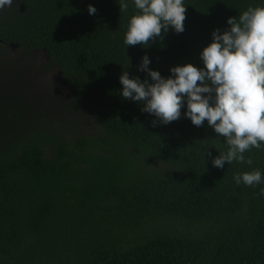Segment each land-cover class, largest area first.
<instances>
[{"label":"trees","instance_id":"1","mask_svg":"<svg viewBox=\"0 0 264 264\" xmlns=\"http://www.w3.org/2000/svg\"><path fill=\"white\" fill-rule=\"evenodd\" d=\"M119 2L0 9V264H264V143L244 153L252 165L217 168L228 145L206 120L192 124L186 98L163 124L120 83L122 72L152 83L139 70L145 55L164 78L174 66L203 68L212 32L264 0H183L184 31L162 30L147 46L125 44L140 10ZM39 55L69 98L23 93L21 61ZM257 169L260 184L233 179Z\"/></svg>","mask_w":264,"mask_h":264},{"label":"clouds","instance_id":"2","mask_svg":"<svg viewBox=\"0 0 264 264\" xmlns=\"http://www.w3.org/2000/svg\"><path fill=\"white\" fill-rule=\"evenodd\" d=\"M12 4L13 0H0V9ZM134 5L140 12L130 18L127 46H147L170 27L177 33L184 31L183 0H134ZM119 7L120 12L127 11L128 3L120 0ZM96 11L88 6L90 15ZM227 24V30L212 32V41L200 53L203 68L191 63L174 66L170 69L173 75L164 78L148 67L150 60L145 55L139 70L147 71L152 83L129 78L127 72L120 76L122 97L141 102L142 111L163 124L180 118L186 98L185 116L192 124L201 127L206 120L228 145L226 153L212 160L217 168L233 161L252 165L244 153L264 143V6H249L238 18L229 17ZM233 179L237 185L254 186L262 182V174L257 169L235 174Z\"/></svg>","mask_w":264,"mask_h":264},{"label":"rangeland","instance_id":"3","mask_svg":"<svg viewBox=\"0 0 264 264\" xmlns=\"http://www.w3.org/2000/svg\"><path fill=\"white\" fill-rule=\"evenodd\" d=\"M45 61L47 59L44 55L29 58L28 66H25L27 63L25 59L21 61L22 69L19 68L20 75L16 80L20 82L23 93L32 95L37 101L40 99L39 96L52 101L58 98H69L70 90L67 91L64 81L56 72L57 69L52 67L46 71L41 69Z\"/></svg>","mask_w":264,"mask_h":264}]
</instances>
